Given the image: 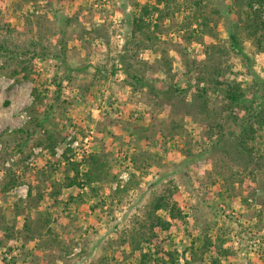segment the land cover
Wrapping results in <instances>:
<instances>
[{
  "label": "rangeland",
  "instance_id": "374dc122",
  "mask_svg": "<svg viewBox=\"0 0 264 264\" xmlns=\"http://www.w3.org/2000/svg\"><path fill=\"white\" fill-rule=\"evenodd\" d=\"M252 21L244 0H0V40L20 53L0 59V264H165L163 251L168 264H264V111L226 98L256 91L229 32L264 80ZM35 88L40 118L54 106L42 129ZM92 158V185L68 188L72 163L84 178ZM164 196L181 220L155 210Z\"/></svg>",
  "mask_w": 264,
  "mask_h": 264
},
{
  "label": "trees",
  "instance_id": "16d2710c",
  "mask_svg": "<svg viewBox=\"0 0 264 264\" xmlns=\"http://www.w3.org/2000/svg\"><path fill=\"white\" fill-rule=\"evenodd\" d=\"M246 3L247 8L249 9L250 13H251V18L253 19L252 21V27L251 29L253 30V35H254V39L256 40V42L259 45H263L264 44V19L262 18V11L264 9V0H244ZM144 15L145 17L148 15V11L145 8L144 9ZM144 18H140L139 20H135L133 22L134 26L137 27L138 29L147 26L146 23L143 20ZM230 35V39L232 42L233 47L236 49V51L239 53V55H241L245 60H246V65L248 66L249 71V75L254 77V85L256 86V91L255 93L252 95V98H250V100L248 99V97L246 96V94L244 92H242L239 88L238 90H228L227 91V101L230 104L231 107H238L239 109H243V110H248L249 112H252V117H255L258 119V117H261V113L264 111V80L259 78L256 74H254L252 72V67L251 64L248 63L250 61L249 56L245 53V50L242 46V44L239 41L238 36L234 33V32H229ZM28 53L31 52H26L25 55H28ZM22 54V53H21ZM8 55H16L20 56L19 52H15L13 51L8 42L6 41H1L0 40V59H6ZM13 56H9V58H12ZM46 57H48V54H38L35 53V56L32 58V62H34L36 60V58H40V59H45ZM56 59L62 60L61 57L56 56ZM24 63V65H26L25 62H21V64ZM4 65H7V62H5ZM3 65V66H4ZM5 66L4 67H0V76H4L5 72ZM28 67L23 68L20 71H13L10 74V78L16 80V81H20L18 80V77L20 76V73L27 71ZM7 75V74H5ZM129 77H133V79L145 86H148V82L145 81L144 79H140L137 76H130L128 74ZM24 81H28L30 80V76L29 75H24L22 78ZM219 83V82H218ZM223 85V84H220ZM197 87V97L199 98L200 101H204L202 103H204L203 105L205 106L207 102L206 98L208 96V88H200L201 86L198 85ZM58 88H60V85L58 86ZM59 94V92H57V95ZM33 96H34V101L32 103V105L29 107V115L31 117V122L34 124V128L35 129H42L45 125V123L48 121V119L51 117V115L54 112V106H50V109L48 111L44 112V117L40 118L39 117V108L38 106H41L43 104V101L45 100V97H43V95L41 94V91L37 88L34 89L33 91ZM247 103V104H246ZM259 104V109L255 110L254 109V105H258ZM251 120V119H250ZM262 120V119H260ZM252 121V120H251ZM249 121V122H251ZM263 121H264V117H263ZM257 123H261L260 121H257ZM254 123H250L249 127H246L245 124L242 125V132H245L246 134H248V132H252V136L254 134ZM20 133L23 134H30V132H27L26 130H20ZM36 134V132L31 133L30 135H34ZM250 135V134H249ZM249 135H245L243 136V139L248 138ZM49 139L52 140L54 139V136L52 134L49 135ZM245 140H242V143H244ZM53 145L55 146V141H52ZM242 151V150H241ZM240 153H245V151ZM64 159H66V161H69V157H67L66 155L63 156ZM85 163V160H81V162L79 163H72V171L75 173V176L73 179L69 178L68 180L70 181L68 184V188H83L84 186H91L92 183L94 182V178L92 177V173L96 172L98 174L99 169L101 168V163L99 162V160H92L87 163L88 166V171L86 172V174H84V178L80 177V167L82 166V164ZM99 175V174H98ZM83 186V187H82ZM16 184L15 183H11L9 184L8 189H12L15 188ZM155 210L156 211H160V210H165L167 212H169V218L172 221H177V220H181L183 218V212L181 210L180 207L177 206V204H171L168 197L164 196L162 198H160L155 206ZM155 226H152L153 229L158 228V230L160 232H165L168 231L171 227V222L170 221H164L161 218H157V223L154 224ZM163 255L165 256V260L166 263L168 264L167 260L169 259V256H167L165 254V252L163 251ZM147 256H144L143 259H147ZM158 261V260H157ZM146 263V262H145ZM156 263V262H155ZM209 264H220L219 261H212Z\"/></svg>",
  "mask_w": 264,
  "mask_h": 264
}]
</instances>
